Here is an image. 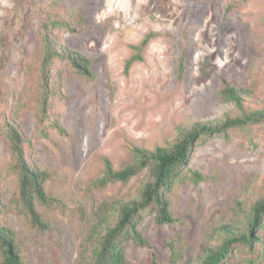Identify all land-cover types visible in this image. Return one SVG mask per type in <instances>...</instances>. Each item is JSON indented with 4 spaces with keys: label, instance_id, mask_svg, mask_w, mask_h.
Here are the masks:
<instances>
[{
    "label": "rangeland",
    "instance_id": "rangeland-1",
    "mask_svg": "<svg viewBox=\"0 0 264 264\" xmlns=\"http://www.w3.org/2000/svg\"><path fill=\"white\" fill-rule=\"evenodd\" d=\"M49 14L72 25L74 31L58 32L60 44L91 61L95 80L56 62L53 110L67 133L47 123L46 136H39L36 79L30 81L24 65L38 60L41 20ZM139 53L142 60L126 73ZM223 82L248 90L264 107V0H0V121L18 124L36 166L55 177L47 192L67 206L37 204L52 229L31 228L11 205L18 180L9 174L12 155L0 136V219L16 232L24 264H77L97 203L133 201L150 178L144 171L125 185L87 193L103 177L105 161L121 170L132 162L131 146L169 148L195 123L239 115L220 96ZM190 170L205 180L186 179L169 195L176 224L159 227L148 216L140 231L153 247L130 241L127 264H172L170 240L181 242L179 264L218 243L208 235L232 218L236 203L251 204L264 180V125L205 141ZM245 260L240 254L230 264Z\"/></svg>",
    "mask_w": 264,
    "mask_h": 264
},
{
    "label": "trees",
    "instance_id": "trees-1",
    "mask_svg": "<svg viewBox=\"0 0 264 264\" xmlns=\"http://www.w3.org/2000/svg\"><path fill=\"white\" fill-rule=\"evenodd\" d=\"M74 31L72 25L54 16L43 15L40 25L42 50L36 63L25 64L28 78L34 83L37 97V130L39 136H46L47 123L60 134L66 131L55 119L53 100V67L56 62L66 64L76 75L94 81L95 75L91 61L79 52L64 48L60 44L58 32ZM152 35L147 36L139 48L142 52ZM140 53L126 64V73L132 65L141 61ZM221 98L234 105L239 115H228L219 123L198 122L184 130L180 138L169 148L157 147L152 151L131 146L132 162L121 170H115L109 160L105 161L102 178L88 186L87 193L101 190L108 185H125L142 172L150 173L149 180L141 187L138 197L133 201L100 200L94 214L82 218L88 225L80 243L77 264H127L126 245L133 243L140 248L152 249V244L143 236L140 226L148 216H153L157 226H173L176 220L170 212L169 195L178 183L190 179L199 183L205 178L190 170L198 147L205 141L228 137L230 133L242 132L255 126L264 125V107L258 106L248 90L230 86L223 82ZM0 136L10 147L12 161L9 174L18 180L17 192L11 202L13 209L27 218L29 225L40 234H46L52 227L48 218L41 213L37 204L47 210L67 208L60 200L53 198L46 190V184L55 177L52 173L36 166L32 157V143L14 120L0 121ZM251 204L243 206L240 202L232 208V218L214 228L208 239L218 240L195 260L185 264H230L245 257L246 264L264 263V180ZM217 235V236H216ZM171 252V263L179 264L184 259L179 240L166 241ZM0 264H24L16 232L2 224L0 219Z\"/></svg>",
    "mask_w": 264,
    "mask_h": 264
}]
</instances>
